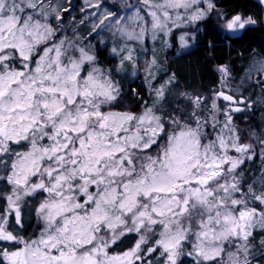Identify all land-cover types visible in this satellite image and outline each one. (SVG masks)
Returning <instances> with one entry per match:
<instances>
[{"label": "snow or ice", "instance_id": "1", "mask_svg": "<svg viewBox=\"0 0 264 264\" xmlns=\"http://www.w3.org/2000/svg\"><path fill=\"white\" fill-rule=\"evenodd\" d=\"M257 5L264 11V0ZM69 7L0 0V264H253L264 256V115L247 142L233 122L237 112L264 113V55L251 58L235 89L228 66H218L210 97L177 94L174 73L155 86L163 68L154 53L142 65L152 104L118 110L115 79L129 64L132 75L140 71L137 46L147 38L171 46L180 31L184 49L182 30L213 14L226 39L258 18L220 12L216 0H121L105 11L84 0L79 23L91 20L89 35L111 33L113 71L99 62L105 40L79 37L77 17L65 25ZM248 87L259 89L256 99L239 94ZM170 96L183 104L171 108ZM257 159L255 171L244 167ZM25 205L42 224L27 239Z\"/></svg>", "mask_w": 264, "mask_h": 264}, {"label": "rangeland", "instance_id": "2", "mask_svg": "<svg viewBox=\"0 0 264 264\" xmlns=\"http://www.w3.org/2000/svg\"><path fill=\"white\" fill-rule=\"evenodd\" d=\"M59 2L63 3L65 5V7H69V5H70L69 12L66 14V18H65V25L66 26H68L71 29V25L69 22L72 20L73 17L78 18L76 21V27L79 28V32H78L79 37L83 38L86 42H89L93 45H97V41L101 40V39L106 41V44L97 45V47L99 49L98 58L101 60V64L103 67L109 68V70L114 71L115 65L117 64V60H115L109 56V50L112 47L111 33L109 31L105 30L100 36H97L94 33L92 35H89V33L91 32V27H92L91 20L86 21L84 24L79 23V18L82 16L80 9H81V7L84 6V0H59ZM131 2L135 3L136 0H131ZM100 3L102 4V8L100 9V11H105L107 9H119V8H121V0H100ZM217 9L220 12L226 13V12H224V10H221L218 7H217ZM90 11H91V9H90ZM237 13H242V12H237ZM244 15H246V14H244ZM210 18L217 25L215 14H213ZM200 23L197 26H192L190 28L182 30V31L188 32V34H189L188 37H186V39L189 40L190 46L187 48H184V49L180 48V42L178 39V37L181 34L180 31H176L175 36L167 38L168 42L171 46H168V45L163 43L164 38L158 39L156 41H152L150 38H147L146 43L144 45L137 46V52L140 53V65H141L140 71L137 72L136 75H132V66H131V64H129L126 66L125 71L115 75V79L117 82L120 83V85L122 87V91L127 92L126 88L123 87L122 85L127 86L128 84H131V83L134 85L133 90H135L136 92L139 93V91L142 90L143 94L139 93L138 97H134L135 98V105H143L144 103L152 104L154 101V96L152 94V91L148 87L147 83H145V76H144L143 67H142L145 58L150 60L152 58L153 53L155 54V57L159 62V66H161L163 68V71H161L159 73L157 80L153 81V84L155 86H159V83H161L167 75H171L174 73L176 76V80L178 81V83L176 84V87L174 89V91L177 94L180 92H188V93L200 94V95H205V96L210 97L212 94V90L218 89L220 87L219 73L216 71L218 66H214L212 69L214 72V82L213 83H211V81L206 82L205 84H201L199 87L197 84H194V83H191L192 85L182 84L180 82L179 77L177 76V74L174 70V65L176 64V62H179L180 58H184L185 55L191 49L194 48L193 46L195 45V42L197 41V33L199 31L198 26H200ZM222 32L224 34H227L224 31H222ZM67 34L69 36H71L72 31L69 30ZM239 34H241V33H236L234 36H237ZM102 51H103V53H101ZM250 63H251V58L247 62L242 74L239 77H235L231 73L233 89H235L236 85L241 83V79L244 76L245 69L248 68ZM226 66H228V65H226ZM228 68H229V66H228ZM229 71H230V68H229ZM253 91L259 92V89L254 90L253 88H250V87L241 88L239 94H242L245 98H247L249 95L252 96ZM132 94H133V91H132ZM170 101H171V108L176 107L177 103L183 104V100L176 101L171 96H170ZM237 106L243 107V105H237ZM171 108L168 109L169 112H171ZM251 114L252 113H250V112H237V113L233 114V122L241 130V133L244 136L245 142H247V140L249 139L248 132H249L250 126H252L251 120H250ZM260 115L262 116V115H264V113L261 112ZM221 119H223L222 116H221ZM244 167L249 168L250 163H247ZM30 211H31L30 207L28 205H25L24 206V213H27ZM33 214L35 216L34 211H33ZM26 217H31V216H27V214H26L25 218ZM33 219H34V223L36 224V228L30 229V231L28 233L29 235L24 236L26 239L33 236V235H39V231L42 227V224L37 221L36 216ZM256 264H258V263H256ZM262 264H264V260H263Z\"/></svg>", "mask_w": 264, "mask_h": 264}, {"label": "trees", "instance_id": "3", "mask_svg": "<svg viewBox=\"0 0 264 264\" xmlns=\"http://www.w3.org/2000/svg\"><path fill=\"white\" fill-rule=\"evenodd\" d=\"M216 4L219 9L224 10L228 15L242 12L258 18L259 22L256 25L249 26L241 34L226 39L227 34H224L211 18L202 21L198 26L199 31L194 48L174 65V70L182 84L192 85L191 83H194L199 87L206 82L211 81L213 83V67L224 64H228L232 75L239 77L250 58L257 54L264 55V25L261 17L262 11L257 3L252 0H216ZM99 62L101 64L100 59ZM122 86L126 88L128 93L121 92V107L118 110H126L135 105V98L132 94L134 85L131 83ZM139 93L143 94L142 90ZM255 93L252 94L253 99L259 94L256 91ZM260 113L261 111H256L251 114L252 126L258 127L261 118ZM248 163H250L249 168L255 171L260 161L257 159L254 164L252 162ZM26 214L31 217L25 218ZM33 218H35L33 211L24 213L26 227L21 231V235H29L30 229L36 228ZM263 260L264 256L258 254L253 258V264H262ZM185 264H188L187 260H185Z\"/></svg>", "mask_w": 264, "mask_h": 264}, {"label": "bare ground", "instance_id": "4", "mask_svg": "<svg viewBox=\"0 0 264 264\" xmlns=\"http://www.w3.org/2000/svg\"><path fill=\"white\" fill-rule=\"evenodd\" d=\"M252 1H254V0H252ZM254 2H256V1H254ZM257 3V2H256ZM262 22H263V25H264V11H262ZM216 25V24H215ZM217 26V25H216ZM218 27V26H217ZM219 28V27H218ZM224 65H228V64H224ZM244 70V69H243Z\"/></svg>", "mask_w": 264, "mask_h": 264}, {"label": "water", "instance_id": "5", "mask_svg": "<svg viewBox=\"0 0 264 264\" xmlns=\"http://www.w3.org/2000/svg\"><path fill=\"white\" fill-rule=\"evenodd\" d=\"M254 1H256V2H257V0H254Z\"/></svg>", "mask_w": 264, "mask_h": 264}]
</instances>
